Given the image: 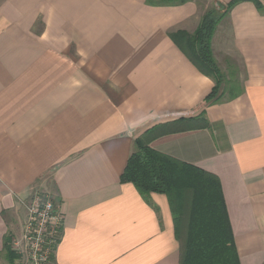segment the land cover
Masks as SVG:
<instances>
[{
  "label": "crops",
  "instance_id": "1",
  "mask_svg": "<svg viewBox=\"0 0 264 264\" xmlns=\"http://www.w3.org/2000/svg\"><path fill=\"white\" fill-rule=\"evenodd\" d=\"M159 1L0 0V264L33 189L64 218L51 264H179L167 198L120 176L146 130L201 112L207 128L150 146L218 178L239 263L264 264V0L216 27L239 92L207 105L213 80L168 37L192 34L204 2Z\"/></svg>",
  "mask_w": 264,
  "mask_h": 264
},
{
  "label": "trees",
  "instance_id": "2",
  "mask_svg": "<svg viewBox=\"0 0 264 264\" xmlns=\"http://www.w3.org/2000/svg\"><path fill=\"white\" fill-rule=\"evenodd\" d=\"M185 1L158 3L175 5ZM241 2H252L261 9L259 0H231L225 8L215 6L205 11L192 34L177 31L168 35L199 73L213 80L214 86L203 101L205 105L218 102L226 93L233 99L239 92L238 83L232 77L227 78L216 64L211 40L220 21ZM208 125L201 112L195 117H181L146 130L134 141V151L120 182L132 184L143 198L150 194L167 198L174 235L180 244L179 264H240L218 178L150 146L159 138L205 129ZM9 239L5 237L3 251L7 263L14 264L18 256L11 250Z\"/></svg>",
  "mask_w": 264,
  "mask_h": 264
},
{
  "label": "built area",
  "instance_id": "3",
  "mask_svg": "<svg viewBox=\"0 0 264 264\" xmlns=\"http://www.w3.org/2000/svg\"><path fill=\"white\" fill-rule=\"evenodd\" d=\"M63 220L59 202L48 192L33 189L21 235L10 242L18 256L16 264H51Z\"/></svg>",
  "mask_w": 264,
  "mask_h": 264
},
{
  "label": "rangeland",
  "instance_id": "4",
  "mask_svg": "<svg viewBox=\"0 0 264 264\" xmlns=\"http://www.w3.org/2000/svg\"><path fill=\"white\" fill-rule=\"evenodd\" d=\"M199 1H203L204 2V9L205 11L214 8L215 6L219 7L222 6V4H218V2L216 0H214V2L210 1V0H199ZM211 2V3H210ZM227 96L225 95L224 98H226Z\"/></svg>",
  "mask_w": 264,
  "mask_h": 264
},
{
  "label": "water",
  "instance_id": "5",
  "mask_svg": "<svg viewBox=\"0 0 264 264\" xmlns=\"http://www.w3.org/2000/svg\"><path fill=\"white\" fill-rule=\"evenodd\" d=\"M217 7V6H216Z\"/></svg>",
  "mask_w": 264,
  "mask_h": 264
}]
</instances>
